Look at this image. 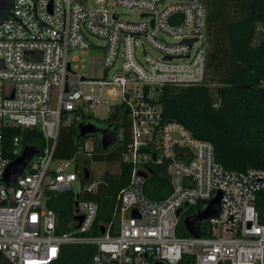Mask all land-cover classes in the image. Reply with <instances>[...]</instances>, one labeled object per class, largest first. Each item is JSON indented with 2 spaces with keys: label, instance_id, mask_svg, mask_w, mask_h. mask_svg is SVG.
Returning <instances> with one entry per match:
<instances>
[{
  "label": "built area",
  "instance_id": "built-area-1",
  "mask_svg": "<svg viewBox=\"0 0 264 264\" xmlns=\"http://www.w3.org/2000/svg\"><path fill=\"white\" fill-rule=\"evenodd\" d=\"M89 1L15 0L0 24L1 255L7 264H52L63 245H87L94 247L89 264H264V169H224L211 143L164 118L159 100L165 87L205 80L207 0H114L113 6L139 11L137 22L121 20L101 0ZM73 51L102 54L101 78L74 71L76 60L68 59ZM26 53L41 58L28 61ZM94 107L108 108L110 128L118 126L116 140L127 129L121 162L131 167L128 185L116 195L110 222L93 235L99 206L81 198L96 192L98 183L91 180L74 201V229L58 234V215L47 202L70 193L85 176L79 156L54 158L59 131L85 124L84 114ZM13 130H36L41 143L9 136ZM26 147L36 153L8 186L4 173ZM82 151L86 155L85 144ZM156 167H163L171 187L162 200L144 194ZM217 193L218 216L202 222L206 234L201 224L200 237L190 236L183 219Z\"/></svg>",
  "mask_w": 264,
  "mask_h": 264
},
{
  "label": "trees",
  "instance_id": "trees-1",
  "mask_svg": "<svg viewBox=\"0 0 264 264\" xmlns=\"http://www.w3.org/2000/svg\"><path fill=\"white\" fill-rule=\"evenodd\" d=\"M206 8L205 80L198 86L165 87L159 99L163 116L182 125L193 137L211 143L216 160L224 169H264V0H207ZM110 129L117 131L118 126ZM16 135H22L24 142L41 143L42 136L36 130L9 133L11 137ZM85 138L78 137L76 124L62 127L54 158L67 160L79 156ZM128 144L124 128V136L112 147L102 149L98 143L93 151L85 153L95 163L118 164L120 169L118 174L104 173L96 192L81 196L99 206L93 235L98 234L101 224L110 222L116 195L128 185L131 167L121 162ZM163 170L153 168L146 180L144 194L149 199L162 200L171 191ZM90 182L88 173V181L84 176L82 183ZM72 204L70 193L54 196L47 202L58 215V234L74 229ZM259 219L264 224V206L259 207ZM201 230L206 234V222ZM93 252L94 247L87 245H63L59 258L52 264H89Z\"/></svg>",
  "mask_w": 264,
  "mask_h": 264
},
{
  "label": "rangeland",
  "instance_id": "rangeland-1",
  "mask_svg": "<svg viewBox=\"0 0 264 264\" xmlns=\"http://www.w3.org/2000/svg\"><path fill=\"white\" fill-rule=\"evenodd\" d=\"M97 0H90L95 5ZM103 4H107V7L111 10H113L114 13L120 15V19L127 22H137L140 20V12L136 10H129L120 8L117 6H113L114 0H101ZM97 6V5H96ZM163 39V38H162ZM169 42H173L172 39H166ZM92 42L95 44H101V41L97 39H92ZM197 47V45L194 46V49ZM146 52L153 57V59H160L161 55L149 48L145 47ZM137 51V57L140 59V48L136 49ZM69 61L76 60L75 63L72 64V69L74 71H77L79 73L86 74L88 78L90 79H100L102 76V54H92L87 51H73L69 57ZM88 116L90 118H88ZM111 114L107 107H94L89 110L88 113L84 114V123L94 124L97 128L104 129L110 125L111 120ZM99 135L94 136H88L85 138V150L86 153L90 152L92 149H94L98 143H99ZM84 139H81L80 141L83 142ZM88 164V170L90 173V178L93 180L94 183H101L103 181V175L104 173L109 174H118L119 173V165L118 164H104V163H95L92 160H90L89 157H86V155H79V158L77 160L79 168L82 169V166H84V163ZM85 185L81 183L80 181L73 182L71 184V192L73 199L75 201L76 196L80 195V193L84 190ZM72 204V209H73ZM190 214L194 213V209H191L189 211Z\"/></svg>",
  "mask_w": 264,
  "mask_h": 264
},
{
  "label": "water",
  "instance_id": "water-1",
  "mask_svg": "<svg viewBox=\"0 0 264 264\" xmlns=\"http://www.w3.org/2000/svg\"><path fill=\"white\" fill-rule=\"evenodd\" d=\"M15 0H0V24H2L11 14L13 3ZM196 40H185L184 43H188L191 45ZM41 54L40 53H26L25 59L26 60H33L38 59L40 60ZM0 67H2V63L0 62ZM99 135V144L102 149H108L112 147L116 143V136L113 131H111L110 126L101 129L97 128L94 124H79L78 125V137L85 138L88 136ZM36 150H33L30 147H26L24 149L23 154L15 159L7 168L4 173L3 181L8 185H12L16 182L17 178L23 173L25 167L35 155ZM85 179H88V171L84 172ZM141 176L147 178V175L144 173H140ZM220 200H221V193H217L216 197L213 198L207 206L198 214L193 217H187L183 219L182 223L185 227L186 232L195 238L200 237V227L203 221L207 219L217 217L220 211ZM3 205V204H2ZM180 210H178L177 215L180 214ZM133 216L136 217V211H133ZM75 219L80 223L81 216L75 217ZM100 233L104 234V228L100 229ZM0 264H7V261L0 253ZM155 264H162V263H155Z\"/></svg>",
  "mask_w": 264,
  "mask_h": 264
},
{
  "label": "flooded vegetation",
  "instance_id": "flooded-vegetation-1",
  "mask_svg": "<svg viewBox=\"0 0 264 264\" xmlns=\"http://www.w3.org/2000/svg\"><path fill=\"white\" fill-rule=\"evenodd\" d=\"M82 169L85 170V171H88V173H89L87 162L84 163V166H82ZM89 174H90V173H89Z\"/></svg>",
  "mask_w": 264,
  "mask_h": 264
}]
</instances>
